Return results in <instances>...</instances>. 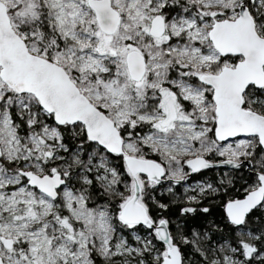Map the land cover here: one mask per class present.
<instances>
[{"label":"snow or ice","instance_id":"1","mask_svg":"<svg viewBox=\"0 0 264 264\" xmlns=\"http://www.w3.org/2000/svg\"><path fill=\"white\" fill-rule=\"evenodd\" d=\"M0 264H264V0H0Z\"/></svg>","mask_w":264,"mask_h":264}]
</instances>
